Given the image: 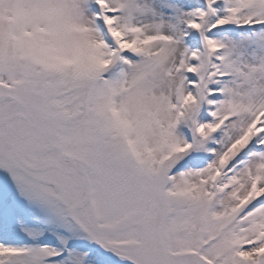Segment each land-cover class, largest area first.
<instances>
[{"label": "snow or ice", "instance_id": "1", "mask_svg": "<svg viewBox=\"0 0 264 264\" xmlns=\"http://www.w3.org/2000/svg\"><path fill=\"white\" fill-rule=\"evenodd\" d=\"M0 264H264V0H0Z\"/></svg>", "mask_w": 264, "mask_h": 264}]
</instances>
